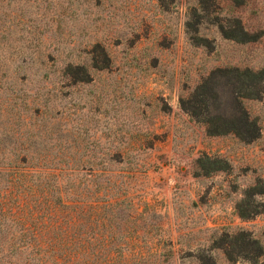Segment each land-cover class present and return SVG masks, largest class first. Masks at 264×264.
I'll use <instances>...</instances> for the list:
<instances>
[{
  "label": "rangeland",
  "instance_id": "rangeland-1",
  "mask_svg": "<svg viewBox=\"0 0 264 264\" xmlns=\"http://www.w3.org/2000/svg\"><path fill=\"white\" fill-rule=\"evenodd\" d=\"M0 133L64 264H264V0H0Z\"/></svg>",
  "mask_w": 264,
  "mask_h": 264
},
{
  "label": "trees",
  "instance_id": "trees-1",
  "mask_svg": "<svg viewBox=\"0 0 264 264\" xmlns=\"http://www.w3.org/2000/svg\"><path fill=\"white\" fill-rule=\"evenodd\" d=\"M183 107V105H182ZM183 109L192 117L195 118L196 114L183 107ZM246 119L248 115L245 113ZM249 126L253 127L254 132L258 134V128L252 122H247ZM245 129L241 126H233L223 131L210 130V134H228L232 133L243 139V133ZM0 133V177L7 175L9 180L3 184L0 183V215L4 218L5 223H17L21 226V231H30L33 226L31 224L34 220H37L39 216H43L45 212L47 215L43 218L44 222H41L36 227V236L31 240H21L18 249L22 251L31 250L33 255L34 264H64L66 258V249L68 242L66 240L52 241L45 236L46 233H50L56 227V222L49 221L52 217L64 212L66 206L63 202V195L59 194L57 199L59 203L50 201L47 191L43 193L41 189H30L24 183V177L32 171V167L27 165L28 160L11 158L10 153L17 154L18 146L11 142L10 133L5 136L10 140V143L2 138ZM15 150V151H14ZM18 156V155H17ZM36 196L39 198L36 199ZM31 223V224H30ZM97 259V258H96ZM117 257L114 255H108L102 259L103 264H115ZM158 262L162 264L161 258Z\"/></svg>",
  "mask_w": 264,
  "mask_h": 264
}]
</instances>
